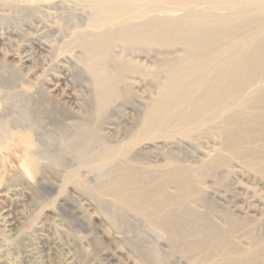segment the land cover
<instances>
[{
    "label": "bare ground",
    "instance_id": "6f19581e",
    "mask_svg": "<svg viewBox=\"0 0 264 264\" xmlns=\"http://www.w3.org/2000/svg\"><path fill=\"white\" fill-rule=\"evenodd\" d=\"M12 22L0 163L21 151L117 228L141 223V264H264V0H0ZM32 101L62 135L51 160Z\"/></svg>",
    "mask_w": 264,
    "mask_h": 264
},
{
    "label": "rangeland",
    "instance_id": "374dc122",
    "mask_svg": "<svg viewBox=\"0 0 264 264\" xmlns=\"http://www.w3.org/2000/svg\"><path fill=\"white\" fill-rule=\"evenodd\" d=\"M12 23H9V26L5 25L4 28L0 24V35L7 37L12 29L16 31L18 27L25 29L24 26H20V22ZM11 45L6 44V41L0 43V65L5 52L16 49V46ZM141 61L145 63V60ZM66 67L64 75L65 77L69 75L66 78L69 80L67 84L69 83L71 87L72 83H80L81 73ZM8 75L0 66L2 86L10 85L16 80ZM141 87L142 90L139 92L145 99L153 95L149 93V87L147 90L144 86ZM68 89L69 86L66 90ZM67 92L71 93L72 90ZM62 96L64 95L60 93L57 99H62ZM9 102L15 103L12 100ZM28 106L32 109L29 111V108L28 113L34 120L41 119L42 125L46 124L44 127L36 125L35 128L44 137V144L52 148L44 149V152L48 153L45 157L52 159L54 156L51 151L55 147L53 145L58 146L62 135L57 127L46 123L49 122L47 117L51 116L49 111H44L46 108L38 106L35 101L30 102ZM19 107L16 109L17 113H20L21 107L24 106L19 104ZM23 110L25 108L21 112ZM33 136L37 138L36 134ZM5 155L0 163V211L4 212L3 215L5 214L9 223L7 228L9 232L6 233L9 243H0V264H141L139 257H136L137 253H147L150 241L149 238L145 240L148 232L146 230L144 232L141 223L132 221L135 229L138 228L135 233L126 232L122 226L117 228L118 225L111 223L97 208L96 200H92L72 186L60 189L62 172L55 171L57 172L55 174L53 171V174L51 169L46 168L29 174L22 167L21 151ZM62 156L65 157L62 158L65 164L75 161L74 157L69 155ZM43 160L40 162L47 164V161ZM100 200L106 206H111V200L107 197Z\"/></svg>",
    "mask_w": 264,
    "mask_h": 264
}]
</instances>
